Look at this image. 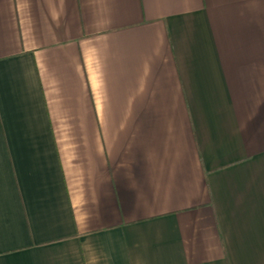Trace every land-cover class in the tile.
<instances>
[{
    "label": "crops",
    "instance_id": "1",
    "mask_svg": "<svg viewBox=\"0 0 264 264\" xmlns=\"http://www.w3.org/2000/svg\"><path fill=\"white\" fill-rule=\"evenodd\" d=\"M264 264V0H0V264Z\"/></svg>",
    "mask_w": 264,
    "mask_h": 264
},
{
    "label": "clouds",
    "instance_id": "2",
    "mask_svg": "<svg viewBox=\"0 0 264 264\" xmlns=\"http://www.w3.org/2000/svg\"><path fill=\"white\" fill-rule=\"evenodd\" d=\"M77 238H84L80 249L84 255V264H101V261H108L110 256L107 253H101L96 250L90 239V230L87 219L77 220Z\"/></svg>",
    "mask_w": 264,
    "mask_h": 264
}]
</instances>
